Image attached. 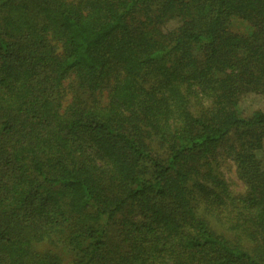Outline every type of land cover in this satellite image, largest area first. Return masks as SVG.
Returning a JSON list of instances; mask_svg holds the SVG:
<instances>
[{
  "label": "trees",
  "instance_id": "1",
  "mask_svg": "<svg viewBox=\"0 0 264 264\" xmlns=\"http://www.w3.org/2000/svg\"><path fill=\"white\" fill-rule=\"evenodd\" d=\"M252 92L264 0H0V264H264Z\"/></svg>",
  "mask_w": 264,
  "mask_h": 264
},
{
  "label": "rangeland",
  "instance_id": "2",
  "mask_svg": "<svg viewBox=\"0 0 264 264\" xmlns=\"http://www.w3.org/2000/svg\"><path fill=\"white\" fill-rule=\"evenodd\" d=\"M176 24V21H170L166 24L165 27L172 28L176 26ZM230 26L231 30L236 32H247L249 30L248 23L241 19L233 20ZM257 109L264 110V93H247L241 98L239 103V110L241 114L249 117ZM230 137L231 138L228 139V143L233 142L235 137L234 133L230 134ZM153 142V146L155 147V149H157V145L155 143L156 141ZM217 156L218 162L220 163V171L224 175L230 190H232V192L236 195L244 193L246 190V185L238 174L237 165L233 157L227 153V150L224 147L219 150ZM257 157L261 160L264 167V144L263 148L257 151ZM228 234L231 236L233 235L230 232ZM242 241L244 245L247 244L245 240Z\"/></svg>",
  "mask_w": 264,
  "mask_h": 264
}]
</instances>
